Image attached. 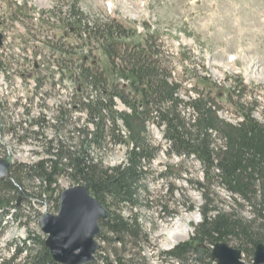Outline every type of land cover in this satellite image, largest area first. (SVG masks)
<instances>
[{"label":"trees","instance_id":"1","mask_svg":"<svg viewBox=\"0 0 264 264\" xmlns=\"http://www.w3.org/2000/svg\"><path fill=\"white\" fill-rule=\"evenodd\" d=\"M69 5L68 15L77 17L85 33L80 43L89 48V54L78 56L63 43L54 46L46 42L49 49L56 47L53 51L58 52L47 63H55L61 79L75 86L73 94L66 95L69 101L60 102L53 117L44 120L52 122L50 138L29 130L39 118L29 120L30 127L19 135L22 122L12 128L0 111V137L8 134L20 141L31 136L46 144L41 153H35L37 161L11 164L9 178L0 179V207L10 205L21 194L29 195L33 189L38 196L46 192L51 198L52 186L64 176L73 184L85 185L109 212L108 220L100 222L96 240L117 246L110 254L114 259L105 256L102 264H146L144 245L150 239L139 212L149 205L151 166L162 150L151 140L153 126L165 142L167 155L180 158L179 163L166 165L157 178L167 180L174 170L173 176L182 179V165L187 159L202 168L200 180H185L194 183L202 199L197 208L200 221L193 225L188 241L161 255L170 264H214L211 247L233 240L251 256L256 244L264 243V92L250 90L239 78L226 88L208 75H197L194 67L184 65L189 60L187 53L180 49L176 55L167 54L158 32L150 31L147 24L136 40L135 30L114 20L90 21L76 12L73 2ZM91 49L101 51L107 70L91 61ZM175 60L183 65L180 73ZM49 75L53 77L52 72ZM121 79L125 83H120ZM41 84L42 78L37 76L36 91ZM186 85L195 95L188 94ZM0 100V107L7 110V101ZM223 103L231 107L236 122L219 115ZM257 110L260 117L254 115ZM76 111L85 114L81 126L80 117L73 120ZM118 148L124 149V159L110 165L107 158ZM219 190L230 199L226 208L218 205ZM144 201L147 204L143 205ZM183 205L194 210L192 204ZM235 206L240 211L247 209L249 216L235 214ZM175 208L160 207L159 213L173 219L178 214ZM20 217L22 214H15L16 220ZM29 237L22 246H15L13 258L0 264H59L52 260L41 236ZM134 247L138 251L132 254ZM100 250L99 246L95 258ZM23 252L27 254L23 262L15 263ZM97 261L90 264H101Z\"/></svg>","mask_w":264,"mask_h":264},{"label":"rangeland","instance_id":"2","mask_svg":"<svg viewBox=\"0 0 264 264\" xmlns=\"http://www.w3.org/2000/svg\"><path fill=\"white\" fill-rule=\"evenodd\" d=\"M20 1L22 4L18 5L17 0H0V33L5 39L4 48L0 51V98L7 101V110L4 111L0 107V111L12 128L19 121L22 122L19 135H23L22 129L30 127L29 120L39 118L38 124L31 126L29 130H38L44 137L50 138L54 128L50 126L52 122L48 124L45 121L53 117L56 105L69 101L67 96L71 94L73 86L68 79L63 81L58 76L55 63H47L49 59L54 60L58 52L53 51L56 47L49 49L46 42L51 41L54 46L58 42L63 43L68 51L76 52L77 55L79 51L88 50V47L81 48L78 30L69 32L66 22L63 21L66 19L64 12L71 1L75 9L90 21L114 20L125 28L135 30L136 40L145 32L143 24H147L150 31L158 32L167 54L176 55L182 49L189 57V60L184 61V65L194 67L199 76L208 75L218 85L227 88L233 79L239 78L250 90L264 92V0ZM37 8L42 11L38 17ZM90 59L105 70L108 69L106 59L99 49L91 50ZM175 65L180 73L183 65L177 60ZM29 66L32 68L28 69ZM48 68L53 72L52 78L49 77ZM36 75L42 78L41 87L37 91L33 85ZM50 82L54 84L53 87H50ZM185 89L188 94L195 95L190 85H186ZM260 102L263 104L261 98ZM218 113L230 122L237 120L227 104L223 103ZM254 115L260 117L258 110ZM72 116L73 120L80 117L78 126L83 124V112L73 113ZM150 137L152 142L160 144L162 150L151 166L152 177L147 183L149 205L139 212L141 223L150 239V243L144 245L147 257L145 262L170 264L161 253L180 242L188 241L193 232V225L200 221L197 208L202 205V199L194 188V183L185 180H200L202 168L195 160L187 159L182 165V179L173 176L174 170H171L172 176L167 180L157 178L156 175L163 172L166 165H175L180 162V158L167 155L165 142L153 126L150 127ZM44 146V141L35 140L31 136L17 141L7 134L0 137V158H5L14 165L30 164L39 159L35 153H41ZM123 159L124 149L118 148L110 152L107 162L115 165ZM71 185L73 183L69 179L60 176L57 184L52 186L54 193L51 198L46 192L38 196L37 189H33L34 193L30 190L29 195H19L16 210L22 214L21 219L25 222L27 232L45 236L39 227V216L43 213L56 214L58 201L56 203L55 198L64 188ZM218 192V205L226 208L230 199L223 190ZM12 201L14 203L15 200ZM146 202L144 201L143 205L147 204ZM184 203L192 204L194 210L185 208ZM160 207H176L178 214L173 219H166L163 213H159ZM235 209V214L249 216L247 209L240 211L236 206ZM13 230H17L16 226ZM22 231L23 229H20L16 235H13V231L5 232L4 241H0V258H9L10 253L5 245L9 241H15L13 237H22ZM226 243L232 248L242 249L233 240ZM97 244L101 247L97 253V262L102 264V258L105 256L114 259L110 254L117 245L111 241H97ZM130 250V253L134 254L138 248ZM12 251L11 248L10 252ZM241 253L244 263L250 264L252 255L249 256L248 252ZM24 258L25 255L20 254L15 263H22Z\"/></svg>","mask_w":264,"mask_h":264},{"label":"water","instance_id":"3","mask_svg":"<svg viewBox=\"0 0 264 264\" xmlns=\"http://www.w3.org/2000/svg\"><path fill=\"white\" fill-rule=\"evenodd\" d=\"M1 39L0 35V44ZM9 168L10 163L0 159V178L8 177ZM108 218L109 212L85 185L73 184L64 188L59 194L57 213H43L39 220L41 231L46 235L44 244L52 260L59 264L93 263L100 222ZM211 257L216 264H244L241 251L225 242L213 245ZM251 264H264V243L254 247Z\"/></svg>","mask_w":264,"mask_h":264},{"label":"bare ground","instance_id":"4","mask_svg":"<svg viewBox=\"0 0 264 264\" xmlns=\"http://www.w3.org/2000/svg\"><path fill=\"white\" fill-rule=\"evenodd\" d=\"M1 82V81H0ZM7 221H5L4 223H6ZM13 224V223H12Z\"/></svg>","mask_w":264,"mask_h":264}]
</instances>
